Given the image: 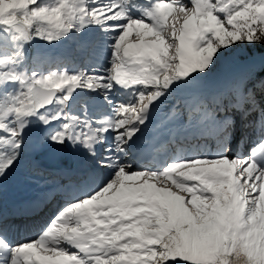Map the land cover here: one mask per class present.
Wrapping results in <instances>:
<instances>
[{"label":"snow or ice","instance_id":"snow-or-ice-1","mask_svg":"<svg viewBox=\"0 0 264 264\" xmlns=\"http://www.w3.org/2000/svg\"><path fill=\"white\" fill-rule=\"evenodd\" d=\"M89 25L115 33L106 75L28 74L10 67L13 56L0 58V178L19 161L31 118L57 125L51 145H80L93 157L112 137L99 161L110 177L61 208L37 239L11 248L0 239L7 264H264V77L249 71L226 89L190 91L162 114L161 137L212 139L215 154L158 170L121 162L162 97L207 75L233 47L264 44V0H0V27L13 39L52 43ZM113 85L132 90L127 102L113 105ZM77 89L99 91L112 115H68Z\"/></svg>","mask_w":264,"mask_h":264},{"label":"rangeland","instance_id":"rangeland-1","mask_svg":"<svg viewBox=\"0 0 264 264\" xmlns=\"http://www.w3.org/2000/svg\"><path fill=\"white\" fill-rule=\"evenodd\" d=\"M53 2L54 0H42L40 4L51 5ZM101 2L110 3L113 0H101ZM137 3L141 7L145 5V2L140 0H137ZM129 14L133 18H142L141 12L134 9L130 10ZM169 22H171V17H169ZM114 38V32L102 30L101 26L89 25L80 31L73 29L52 43L45 40V47L31 45L29 41L25 42L23 39H15V44L11 46L10 51L3 52L0 49V58L13 56L16 59V64L10 65V67L28 74L35 72L37 75H46L52 71H65L68 74L84 73L87 76L106 75V69L110 67L111 45ZM18 51L23 52L22 60L15 56ZM263 56L264 51L248 53L243 49L233 47L226 55L220 57L215 67L207 75L199 77L189 85L175 89L166 97H162L157 102L149 125L142 128L125 146L127 154L121 156V162L132 164L133 169L158 170L172 159L215 154V141L212 139L201 138L172 142L161 137L157 125L162 114L170 111L165 110V107H170L175 97L190 91H205L211 94L226 89L232 82L235 73L251 65L254 61L255 63L262 61ZM29 58L34 63V67H38L40 59H46L47 62L64 60L60 61L58 66L54 65L51 68H46L44 65L42 68L28 70L25 64ZM16 87L9 85L8 91L14 95ZM131 91L130 89L125 92L122 88L113 85L109 99L112 100L113 105L117 102H127ZM58 107L55 104L49 105L47 109H41V113L47 111L51 114V110ZM96 109L98 110L95 112ZM83 110H86L92 119L112 115V105L105 101L99 91L77 89L72 94L64 111L70 116H80ZM56 126L54 124L45 127L35 118H31L29 127L25 130V146L19 161L4 177L0 178V235L16 242L12 247L37 239L61 208L71 200L82 198L102 186L111 175V169H103L99 166V161L106 155L104 147L109 146L112 142L110 134L106 135L102 145L95 146L96 156L94 157L89 156L87 150L82 146L74 147L66 142L63 146L71 161L68 169L39 166L35 155L51 146L46 137ZM208 142L212 148H208ZM128 146H131V151L128 150ZM236 150L247 154V148L243 143L239 144ZM131 152L137 157L130 158ZM143 154L146 155V164L139 165L137 161L141 160L139 156ZM41 202L44 205L41 204L42 209L36 213L39 214L38 216L34 214L31 216L32 218L29 217L30 219L27 218L25 221L18 219L17 215L20 212L29 206L37 207ZM0 254L6 256L3 252ZM0 259V264H7V257L1 256Z\"/></svg>","mask_w":264,"mask_h":264},{"label":"trees","instance_id":"trees-1","mask_svg":"<svg viewBox=\"0 0 264 264\" xmlns=\"http://www.w3.org/2000/svg\"><path fill=\"white\" fill-rule=\"evenodd\" d=\"M41 2H42V0H40V3ZM13 36H14V34L5 35L3 28L0 27V49H2L3 52H7L8 50L10 51L11 46L15 44V39H13ZM28 41L31 45H42L43 47L46 46V42L43 39L32 38ZM235 47L243 49L244 51H246L248 53H252V52L261 53L264 51V44H261V45L241 44V45H238ZM263 58H264V56H263ZM40 60H41L40 62L38 61L39 62L38 67L39 68H42L44 65L46 66V68H51L54 65L58 66L60 61H62L64 59L52 60L51 62H47L46 59H40ZM25 66L28 70L38 68V67H34V63L31 62V58H29V60H27ZM249 71H254L258 77H264V59L262 61H259L256 63L254 61L251 65L246 66L242 70H240L238 73H235V75L233 76V80L236 79L238 76H241L242 74L249 72ZM233 80H232V82H233ZM231 83L227 87H229L231 85ZM165 110H170V107H165ZM207 146H208V148H212L210 146L209 142H208Z\"/></svg>","mask_w":264,"mask_h":264},{"label":"water","instance_id":"water-1","mask_svg":"<svg viewBox=\"0 0 264 264\" xmlns=\"http://www.w3.org/2000/svg\"><path fill=\"white\" fill-rule=\"evenodd\" d=\"M39 166L44 168H70L71 161L64 146L51 145L35 155ZM55 160V161H54ZM54 161V162H53Z\"/></svg>","mask_w":264,"mask_h":264},{"label":"bare ground","instance_id":"bare-ground-1","mask_svg":"<svg viewBox=\"0 0 264 264\" xmlns=\"http://www.w3.org/2000/svg\"><path fill=\"white\" fill-rule=\"evenodd\" d=\"M98 109H96L95 110V112L97 111ZM157 147V146H156ZM136 152V151H135ZM132 153V152H131ZM132 155H133V153H132ZM140 158L139 159H141L140 161H137V163L140 165V164H146V161H145V158H146V155L145 154H143L142 156H139ZM163 157V156H162ZM161 160V159H160ZM43 201V200H42ZM19 202H21L20 200H19ZM44 205L42 202L40 203V204H38L37 205V207L36 206H34V207H31V206H29L26 210H21L22 212H20V214H18L17 216H19L18 217V219L19 220H22V221H25L27 218H32L31 216L32 215H34V214H36V213H38L41 209H42V205ZM6 215V214H5ZM39 214H36L35 216H38ZM4 216V215H3ZM29 218V219H30ZM34 218V217H33ZM36 218V217H35ZM0 239H3L6 243H7V245H8V247H12L13 246V244H15L16 242H14V241H11V239H9V238H5V237H3V235H0ZM6 257V256H4V255H2V254H0V257ZM1 260V259H0Z\"/></svg>","mask_w":264,"mask_h":264}]
</instances>
